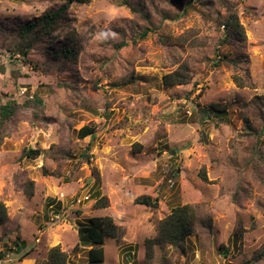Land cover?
<instances>
[{
    "label": "rangeland",
    "instance_id": "rangeland-1",
    "mask_svg": "<svg viewBox=\"0 0 264 264\" xmlns=\"http://www.w3.org/2000/svg\"><path fill=\"white\" fill-rule=\"evenodd\" d=\"M167 2L176 10L160 8L151 0L156 12L153 16L149 4L141 0L136 6L148 17L134 13L133 5H127L126 18L139 14L147 24H138V31L125 34L119 43L123 47L105 49L100 45L87 55L81 49L77 60H72L75 79L64 75L62 69L59 74L39 70L45 61L40 49L31 57L23 54L20 71L0 63L1 101H8L10 93L20 88L25 89V96H32L31 101L19 103L16 115L0 137V200L8 211V219L0 221V264H47L48 253L54 247L69 255V264H181L189 250L187 241L183 248L156 247L154 257H146V242L155 238L151 233L157 232L153 220L164 219L165 213L176 207L192 206L195 197L206 193L224 201L218 211L225 222L239 221L243 213L255 232L260 220H264V189L254 184L258 181L264 186V111L257 107L261 96L245 87L244 95L250 99H242L236 92L235 102L219 107L233 85L237 89L241 85L236 83L228 60L232 46L222 44V54L214 49L222 59L213 62L214 57L206 51L209 45L207 36L202 35L204 29L197 27L212 23L211 13L204 9L216 7L215 0ZM8 4L6 8L0 3V16L8 22L27 7L22 0H8ZM249 14L259 19L260 9L255 3L243 16ZM222 15L217 8L216 16ZM156 17L161 23L167 22L164 26L171 32L159 31L161 25ZM238 18L247 35V21ZM221 27V23L216 24L217 31ZM0 28L10 31L6 23H0ZM146 31L148 35L142 38ZM174 33H180L182 40L178 49L174 48ZM252 52L258 53L259 49L254 47ZM116 54L123 63L115 59ZM136 56L141 58L140 63L132 59ZM184 66L190 70L191 83L166 88L164 77ZM262 72L264 65L258 69L253 61L248 75L255 80ZM5 76L12 83L11 89L3 80ZM256 87L259 85L254 84ZM191 97L199 103L187 113L181 112L179 106L175 115L162 110L163 99L176 102ZM36 98L42 100V105L35 102ZM212 106L222 114L226 111L228 122L216 112L210 119L204 118L205 110ZM33 107L59 114L39 115L31 111ZM149 115L151 127L137 122ZM84 127L91 128L94 136L81 139L78 133ZM50 140L53 142L48 143ZM125 141L130 142L126 159L120 158ZM29 149L42 153L31 159L27 157ZM47 153L53 155L45 159ZM106 161H110V168H105ZM129 163L134 170L127 166ZM166 165L171 167L164 171ZM238 166L253 178L247 181L250 192L242 190L238 183ZM153 168L163 177L155 187L166 191L167 202L155 193ZM29 180L35 183L32 198L24 193ZM121 180L125 184L130 180L136 189L130 203H125L127 197L120 198L116 190ZM172 180L176 183L172 184ZM103 187L107 191H101ZM232 187L236 190L229 196ZM142 195L157 198L159 208L152 210L136 204ZM99 196L109 198L108 208L95 207ZM106 216L114 219L123 237L120 242L106 238L105 260L92 263L85 251L73 252L79 244L78 229L94 217ZM258 238L253 237V243ZM240 239L230 237L227 245L214 248L205 264H228L230 257L235 261L233 253L239 249L232 242L239 245Z\"/></svg>",
    "mask_w": 264,
    "mask_h": 264
},
{
    "label": "clouds",
    "instance_id": "clouds-1",
    "mask_svg": "<svg viewBox=\"0 0 264 264\" xmlns=\"http://www.w3.org/2000/svg\"><path fill=\"white\" fill-rule=\"evenodd\" d=\"M140 2L141 0H22V4L27 7L23 13L12 16V22L5 21L4 17L0 16V23H6L10 29V31H5L0 28V63L20 71L23 69V64L20 63L24 59L23 54L27 53L31 57L36 49H40L44 54L45 61L40 64L39 70H50L54 74H59L58 70L62 69L64 75L75 79L77 74L72 70V59L61 54V50L71 49L72 57H75L81 49L84 50L85 55L91 50H96L100 45H103L105 49H111L113 45H117L125 39V34L138 31V24H147V21L142 20L139 14L126 18L125 7L129 4L136 6ZM143 2L149 4V9L155 16L156 12L151 8V0H143ZM155 2L160 8L176 10L170 8L167 0H155ZM0 3H3L6 8L9 7L8 0H0ZM253 3L260 9L258 20L251 14L243 16L248 11L249 5ZM215 4L214 8L204 9L211 13L212 23L197 25L198 28L204 29L202 35L208 38L209 48L206 51L214 57L213 62L222 59L220 54L225 50L222 41L225 38V27L227 26L225 25L217 31V23L223 24L229 16L236 15L245 19L250 29V32L245 35L243 29H237L235 21L232 22L231 27H227V35L231 37L232 46V55L228 57V60L232 62L230 68L237 77L236 83L240 84L241 88L237 89L233 85L229 95L219 107L235 102L236 92H240L242 99H250V96L245 97L244 95V88L247 87L252 89L253 94L257 92L260 94L261 99L257 101V107L264 111V72L258 75L255 80L248 75L253 61L258 69L264 65V0H215ZM217 8L222 11V16H216ZM156 22L161 25L159 31L171 32V28L164 26L167 22L161 23L159 17H156ZM173 35L176 37L174 48L178 49L182 44V40L179 38L180 33ZM170 43L172 42L170 41ZM254 47L259 49L258 53L252 52ZM214 49H219L220 54L216 53ZM176 54L179 59L178 51ZM115 59L123 63V58L119 54H116ZM132 59L137 63L141 62V58L138 56L132 57ZM180 63H184V60H180ZM125 69H127V65H125ZM140 71L143 72L144 69H140ZM3 80L11 89L12 83L8 77H3ZM52 84L55 87L54 81ZM254 84L259 87L253 88ZM24 100L31 101L32 96L31 94L25 96L23 88H20L18 92L13 90L8 97V101H15L17 104ZM8 101H4V103H8ZM160 103L162 110L167 109L169 113L175 115L178 114L177 106L181 112L187 113L194 109L196 103L199 102L191 97L186 101L176 102L163 99ZM31 111L37 112L39 115L59 114L55 110L45 111L37 107H33ZM60 115L62 116V114ZM150 121L151 116L149 115L148 119L137 122L148 124L151 127ZM21 131H24L23 127ZM52 142L48 141V143ZM129 143V141H125L123 156L120 158H127ZM52 155L53 153H47L44 158L47 159ZM127 166L130 170H134L130 163ZM110 167V161H106L105 168ZM169 167L171 166L166 165L164 171H167ZM152 171L155 173L153 177L155 187L163 177L159 172H155L154 168ZM261 174L264 175V171ZM252 179L243 168L238 166V183L242 190L251 191L247 181ZM171 183L175 184L176 181L172 180ZM254 184L256 187L264 189V186L260 185L258 181H254ZM100 190L107 191V188L103 187ZM116 190L121 193L120 198L127 197L125 203H130L135 198L136 189L130 180L127 184L121 180L116 186ZM235 190V187H232L228 191V195L231 196ZM88 191L85 189V192ZM129 193L132 195L130 196ZM155 193L166 202L168 201V194L163 188L155 187ZM98 199H102V197ZM223 203L224 201L217 199L212 193H206L204 197H195L190 208L166 212L163 224L156 219L153 220V224L159 226L158 232L161 229H173L172 235L167 237L168 247L171 248L178 244L180 248H183L186 246L185 242H188L187 257L181 260V264H205L208 256L212 255L213 249L227 245L229 238L233 236L241 238L239 245H236L235 241L232 242L239 251H234L235 261L230 257L228 264H264V220H260L259 227L255 232L251 231V222L243 213L239 221L229 219L225 222L221 219L222 213L218 211L223 207ZM245 229L248 231L245 232ZM157 234V232L151 233L152 236ZM159 234L163 235V232H159ZM253 237H259L255 243H253ZM206 253L207 255H205Z\"/></svg>",
    "mask_w": 264,
    "mask_h": 264
},
{
    "label": "trees",
    "instance_id": "trees-1",
    "mask_svg": "<svg viewBox=\"0 0 264 264\" xmlns=\"http://www.w3.org/2000/svg\"><path fill=\"white\" fill-rule=\"evenodd\" d=\"M132 11L134 13H142L144 17H148L147 14L144 12V10L139 6L131 7ZM236 22L237 29H243V26L236 15L229 16L226 21L222 24L223 27L226 25L227 27L232 26V22ZM227 27H225L226 36L224 40L222 41V44H228L231 45V37L227 35ZM245 34V30H244ZM148 35V32H144L141 34L142 38H145ZM246 35V34H245ZM124 44H118L116 45V48L123 47ZM27 54V53H25ZM61 54H64L66 57L71 58L72 60H77L79 53L72 57V50L71 49H62ZM73 64V63H72ZM192 81V75L190 73L189 68L186 66L180 68L179 70L175 71L174 73H171L164 77L163 83L166 88L174 87V86H180V85H187L190 84ZM35 102L37 104L42 105V100L39 98H36ZM20 107L19 104H17L15 101H9L8 103H3L0 99V137L2 133L4 132L6 126L8 123L12 120V118L16 115L18 108ZM219 114L220 116L225 118L226 111H218L215 106H212L211 108L205 110L204 118L210 119L212 117V114ZM223 120V121H224ZM228 122V120H226ZM92 135L94 136V132L89 127L82 128L78 136L81 139L86 138L87 136ZM41 150H33L29 149L27 151V157L31 159H35L41 155ZM86 156V154L84 153ZM86 159L88 160L89 157L86 156ZM46 175H49L48 172H45ZM203 178L206 180L207 177L205 174H203ZM34 189H35V183L33 181H27L25 183L24 187V193L28 198H32L34 196ZM100 197V196H99ZM235 200L238 202V198L236 197ZM136 204L144 205L149 207L152 210H157L159 208V200L157 198H152L149 195H142L138 197L135 201ZM110 206L109 198L106 196H102V199H98L95 207L98 208H108ZM191 205H184L176 207L172 210V212H176L179 209H186L190 208ZM8 219V211L5 203L0 200V221L4 222ZM165 221V218L160 220V223L163 224ZM159 226L157 225V235L155 238L150 239L146 242V257L148 259H152L154 257V249L156 247L159 248H165L168 246L167 237L172 235L173 229H161L159 232H163V235L159 234L158 232ZM78 237H79V244L74 247L73 252L77 253L80 251H85L87 254V258L89 262L92 263H103L105 260V253H104V245L106 243V238L110 237L115 239L117 242H120V240L123 237V231L122 229L115 223L114 219L110 216L106 217H94L91 220H89L88 225H81L78 229ZM155 245V246H154ZM176 248H180L178 244L174 245ZM86 249V250H84ZM2 255H0L1 257ZM21 258H24L23 255ZM69 255L62 251L60 247H54L52 248L48 253V259L47 264H69Z\"/></svg>",
    "mask_w": 264,
    "mask_h": 264
}]
</instances>
